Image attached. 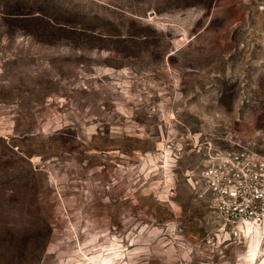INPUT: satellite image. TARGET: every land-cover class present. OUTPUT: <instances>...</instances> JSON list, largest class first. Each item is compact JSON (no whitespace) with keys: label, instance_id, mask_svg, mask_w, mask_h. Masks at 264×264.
<instances>
[{"label":"rangeland","instance_id":"obj_1","mask_svg":"<svg viewBox=\"0 0 264 264\" xmlns=\"http://www.w3.org/2000/svg\"><path fill=\"white\" fill-rule=\"evenodd\" d=\"M241 147L264 0H0V264H264L200 179Z\"/></svg>","mask_w":264,"mask_h":264},{"label":"built area","instance_id":"obj_2","mask_svg":"<svg viewBox=\"0 0 264 264\" xmlns=\"http://www.w3.org/2000/svg\"><path fill=\"white\" fill-rule=\"evenodd\" d=\"M211 205L240 235L248 225L264 222V156L248 148L218 149L200 172Z\"/></svg>","mask_w":264,"mask_h":264},{"label":"bare ground","instance_id":"obj_3","mask_svg":"<svg viewBox=\"0 0 264 264\" xmlns=\"http://www.w3.org/2000/svg\"><path fill=\"white\" fill-rule=\"evenodd\" d=\"M249 225H251V224H249ZM251 229V228H250Z\"/></svg>","mask_w":264,"mask_h":264}]
</instances>
